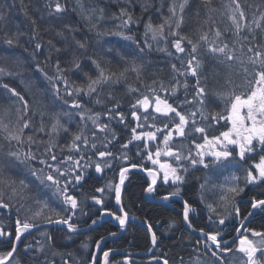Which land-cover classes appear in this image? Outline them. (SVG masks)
I'll return each mask as SVG.
<instances>
[{
  "label": "snow or ice",
  "instance_id": "snow-or-ice-1",
  "mask_svg": "<svg viewBox=\"0 0 264 264\" xmlns=\"http://www.w3.org/2000/svg\"><path fill=\"white\" fill-rule=\"evenodd\" d=\"M127 2L131 5V0H127ZM76 3L82 10L81 0H76ZM187 3L188 0H182L179 4V16L177 15V6L173 3L168 9L170 16L165 18L162 24L154 26L150 21L145 23L144 35L147 38L148 34L151 33V39L153 41L166 39L164 29L165 25H167L171 29L169 35L178 37L173 41L175 52L178 54L187 53L188 59L185 62L182 57L178 56L177 58L181 60V67L177 68L175 64L171 67L174 73L185 78L182 85L185 89L189 87L187 77L191 76L195 78V85L193 86L195 88V94L191 98H188L187 92H185V98L180 100L177 96V85L181 83L179 80H177L176 85L170 88H166L162 82L160 83L159 90L155 87H150L149 94H141L130 105V115L132 120L135 121V126L131 127L130 139L120 144L121 149H129V145L134 141H142L143 148L147 150V160L151 161L153 165H157V170L145 169L143 165L129 163L127 152L121 151L117 155L110 149L109 146L117 140V136L112 130L111 122L115 120L116 123L125 125L126 128L129 126L126 122V114L119 110V100L108 107L106 112L100 113L93 112L79 99L81 96L93 98V94H95V104L103 105L105 101L100 98L99 91L103 85L109 82L116 84L121 80L127 79V73L129 71L135 73L137 79H139L143 64L137 63L135 55H133L131 60H128L126 57H121L125 60L126 66L118 72L106 69L101 66L97 59L88 57L91 64L97 70L98 74L95 77L84 70L79 57L74 52L72 53L73 58L69 61V67H61V60L57 57L55 64L52 65L55 72L54 75H49L40 66V63H37L36 71L48 82L55 98L57 100H63V103L69 109H75L77 111L75 113L71 111L53 113L50 126H46L44 116L47 113L42 109H38L41 117L40 126L35 128L34 132L27 136H25V129H33L31 118L25 119V117H28L30 111L29 101L15 88L0 81V88L5 89L11 94V97H15L22 105V108L18 107L16 109L18 115L15 124L10 126L9 123H5L7 110H5L4 116H0V134H3V139L10 146L13 143L23 145L25 142L30 146L28 151H21L20 148L13 151L9 148L7 152H4L3 146L0 145V185L11 188L12 194L16 195L17 180L13 179L12 176L14 173L20 172V166H23L41 185L53 190V195L62 200L64 205L63 211L66 213V215H61L59 212H53L52 215L45 216V209L48 208L47 201L37 200L36 202L40 204V208L31 217L23 221L20 219L16 220L14 240L12 239L11 232L0 229V238H4L5 241L11 243V250L0 254V264H11L10 258L17 251V242L21 240L25 233L39 226L35 221H39L41 217H44L45 222L49 224L54 223L65 226L67 233L76 234L80 231L75 222H73L74 216L80 211L79 197L75 195V191L80 189L82 181L85 180L87 169L93 166L95 172L101 174L106 169L116 171L114 162L120 161L118 182L109 180L105 186L109 192H114L116 205H121L122 186L127 179L126 174L130 168L139 167L141 171H147V174L152 178L151 183L145 189L149 194L154 191L157 179L162 174V180L165 185H169V182H171V185L175 186L174 190L168 195L161 197L164 201H168L172 197L180 196L181 189L179 185L185 179L181 175V171H188L184 162L187 161L193 168L199 164L207 169L210 165L206 162L205 157L209 156L213 158L212 165L223 168L225 162L231 163L229 158L234 160L238 156L240 161H246L251 154L259 152V162H254L251 168L247 170L245 181L247 184H264V43H257L255 34L257 29L261 33H264V23H262L264 21V12H261L260 16L253 21L247 22L245 12L239 0H230V5L228 6L230 15L228 19L231 21L232 28H226L225 32L231 30L236 37L230 46L228 42L223 41L224 33L215 28L213 29L214 38L211 40H209L207 32L200 34L199 39L196 41L187 35H182L178 30L184 22L183 13ZM201 3L209 6L211 0H201ZM231 5H234V7H231ZM45 7L48 8V15L56 16L57 19L61 18L59 14L67 11L66 6L60 0H47ZM21 10L27 17V6L23 4V0H21ZM142 11H147V7L142 6ZM210 11H215V9H210ZM103 18L104 9L101 8L97 19ZM112 18L119 20L120 23L115 26L117 30L109 34L120 36L126 41H132L141 53H143L144 48H151V45L147 43V39H145L144 46L141 47L132 35L123 31V29L129 28L130 25L139 23V19L135 18L133 13L129 12L126 8H120L119 15L113 14ZM174 18L175 28L173 29L172 23ZM5 19L6 13L0 11V21H4ZM84 19L90 20L91 16L86 15ZM31 23L34 27L33 35L30 39L36 41L35 51L32 53V58L35 60L36 53L42 51L43 45L37 40L39 30L35 27L36 20L31 19ZM253 24L255 28H253ZM92 27L96 28V25H92ZM64 28L69 33L75 31L70 24H65ZM245 30L248 35H242ZM20 35H23V33H13L10 36L8 33H5L3 42L9 47L20 46ZM56 35L67 40L62 30H58ZM97 35H101V33L97 32ZM72 39L77 48L86 49V42L77 40L75 36ZM184 42L190 46V50L183 46ZM48 43L51 47L48 49L47 55L43 60L45 66L51 63L53 50L55 53L69 50L68 44H65L62 49L51 40ZM237 44L239 47H237ZM202 45L206 53L211 54L217 63L228 69L224 84L220 86V89L214 90L211 96L209 95L208 85L201 82L202 79H206L200 75V70L203 66V59L200 55ZM24 50L26 52L28 51L27 48ZM160 50L164 51L165 49ZM66 72L82 73L87 83L77 84L75 80L65 75ZM241 74L243 84H236L234 77H240ZM5 75L17 76L21 75V73L12 72L0 67V76ZM20 83L25 87L26 91H30L33 87H36L37 91L43 92V89L34 80L25 82L24 79H21ZM153 83L155 84L156 82L154 81ZM241 87L244 90L237 92L236 89ZM128 91L138 92V89L129 86ZM160 93H163V95ZM65 96L71 99H64ZM170 97H176V99L170 101ZM114 99L112 94L109 93L108 100ZM42 103L40 100L37 101L38 105H42ZM33 115H36V111H33ZM73 115L79 117L78 131L71 133L72 139L69 144L58 145L56 141L60 133L70 132L69 127L62 123L61 117L71 120ZM102 115L106 122H102ZM89 123L95 129V131L91 132L90 136L87 131ZM221 123H223V127L226 130L221 131L218 136L212 135L210 137L208 134L209 128L214 129L215 126L221 125ZM36 132L46 135L48 140H37L35 136ZM97 133L100 135H97ZM158 134L162 135V141L159 140ZM196 134H200V136L197 137ZM176 138H182V140L178 146L174 147L171 142ZM200 138L203 140L202 143L200 142ZM186 140H190L191 144L189 145L183 142ZM150 142L162 143L163 148L157 147L153 152L150 150ZM34 143L46 145L43 154L38 155L31 150V145ZM229 146L233 147L230 148ZM57 147H61V149L66 147L70 152L74 151L80 155L78 157L68 155L62 160H58L54 151ZM89 151H91L92 155H87ZM137 155L141 156V159L144 158L141 151H137ZM93 156L96 159H93ZM161 156L174 159L176 162L175 166L167 161L162 162L160 159ZM36 164L43 167L37 168L35 166ZM45 169L48 171L46 172ZM252 169H255V171ZM233 179H238V177H233ZM45 181L48 183H45ZM18 185L21 191L29 187V183L23 177L19 178ZM203 187L204 185H201V188ZM243 191V187H228L226 193L220 197V200L223 202L222 206L227 209L229 205L233 204L235 196H238ZM96 192L104 193L105 188H96ZM228 193L232 195L229 196ZM86 198L91 199L95 205L102 204L101 198L95 196ZM10 207L11 205L4 202L3 195L0 193V209H9ZM208 207L211 209L212 205H208ZM250 207L252 210L259 209L264 212V199L253 198ZM118 211L120 214H115L112 211L104 209L100 211V217L110 216L118 222L120 229L124 230L128 213L122 206ZM192 211L194 209L191 204L185 200L183 203V221L188 229L195 232L197 229L193 226L190 217ZM234 211L236 218L241 220V227L236 229L239 235L237 238L238 244H236L235 248L232 247L228 240L223 238L222 230L218 229L213 232L199 229L197 244L198 246L202 245L204 252L209 254V258L205 264H264V232L251 230L252 237L260 238L256 241L240 234L241 228H243L244 232L249 231L243 221L253 215V212H249L247 216L242 217L239 207H235ZM83 214L87 215V213ZM53 216L56 218L53 219ZM97 222V219H93L91 224L95 225ZM218 222L220 225H224L225 219L221 217ZM145 223H148V221H145ZM147 230L151 234V243L153 248H155L158 237L153 232L151 224L148 225ZM41 235L46 236L49 242L52 241V237L47 233H41ZM109 235L115 237L117 233L110 232ZM66 239L71 241L73 236H67ZM103 239L102 237L101 240ZM101 240L96 241V248L103 252L102 258L96 252L90 253L89 264H110V251L102 250ZM81 247L86 249L88 245L87 243H82ZM29 248H31V245H26L25 251H28ZM40 251H42V247L37 248V252ZM236 253L241 255L237 256L235 255ZM63 264H68V261L64 260ZM124 264H128L127 259L124 260ZM164 264H168V261L165 260ZM197 264H200L199 258H197Z\"/></svg>",
  "mask_w": 264,
  "mask_h": 264
},
{
  "label": "trees",
  "instance_id": "trees-1",
  "mask_svg": "<svg viewBox=\"0 0 264 264\" xmlns=\"http://www.w3.org/2000/svg\"><path fill=\"white\" fill-rule=\"evenodd\" d=\"M67 8L65 13L59 14L61 17L57 19L56 16L48 15V8L45 7L47 0H23V4L27 6L26 17L24 12L21 10V0H0V11L6 13V19L0 21V67L12 72H19L21 75L17 76H0V81L9 84V86L15 88L18 92L25 96V99L29 101L30 111L27 118H31L33 123V129H25V136L32 134L35 128L40 126V115L38 109L44 110L47 114L44 116V121L46 126H50L52 120L51 116L53 113L61 111H71L75 113L77 110L69 109L63 100H57L52 94V88L47 81L43 79L41 74L36 71V64L40 63V66L44 68L49 75H54V68L52 65L55 64L57 57L61 60V67H69V61L73 58L72 53L74 52L80 59L81 65L85 71L95 77L98 73L91 64L88 57H94L99 61L102 67L110 69L113 72H118L122 70L125 65V60L121 57H126L128 60L133 58L137 59V63L143 64V69L140 78L137 79L135 73L129 71L127 73V79L121 80L119 83L113 84L109 82L102 86L100 91V98L105 101L103 105H97L94 102L95 94L93 98L79 97L82 103L93 112L104 113L117 100L120 101V111L126 114V122L129 125L127 128L125 125L116 123L115 120L111 122L112 130L117 136V140L110 145V149L116 145H120L127 142L131 137V127L135 126V121L132 120L130 112V105L135 102L141 94H149V88L155 87L159 90L160 83L162 82L166 88H170L177 84V80L181 83L177 85L178 91L177 96L180 100L185 98V92H187L188 98H191L195 94V78L187 77L189 87L185 89L182 85L184 83V77L178 76L172 70V65L175 64L177 68L181 67V60L177 57H182L186 62L188 59L187 53L178 54L175 52L173 47V41L178 37H173L169 35L171 29L165 25L164 36L162 42H156L151 39V33L145 38V23L151 22L154 26L162 24L170 13L168 11L169 6L173 3L177 6V15H180L179 4L182 0H131V5L127 0H81V7L77 5L76 0H60ZM243 11L245 12L247 22H251L260 16L261 12H264V0H239ZM14 5V7H12ZM230 5V0H211L209 6H205L201 3V0H188L187 5L183 13L184 22L181 28L178 30L182 35H187L194 41L199 39V35L207 32L209 35V40L214 38L213 29H219L223 35V41L228 42L230 46L232 42L236 39L233 32L230 30L225 32V29H231V21L228 19L230 15L228 6ZM142 6L147 7V11H142ZM234 7V5H231ZM104 9V18L97 19L100 14V9ZM120 8H126L129 12L133 13L135 18L139 19L138 24H132L127 29H123L127 34L133 36V38L139 42L141 47L145 44V39L147 43L151 45V48H144L143 53L140 52L136 44L132 41H126L120 36L109 34L117 29L115 26L120 23L119 20L113 19V14L119 15ZM210 9H215V11H210ZM91 16L90 20L84 19V16ZM31 19L36 20L35 27L38 28L37 40L43 45L41 52L36 53L35 60L32 58V53L35 51V42L30 38L33 35V25ZM173 19L172 28H175ZM264 23V21H262ZM65 24H70L75 31L69 33L67 29L64 28ZM92 25H96L93 28ZM255 28V25H252ZM58 30H62L67 40L62 39L56 35ZM100 32L101 35H97ZM12 35L13 33H23L19 36L20 46L9 47L4 44V34ZM256 42L264 43V33H261L259 29L256 30ZM242 35H248L245 30ZM75 36L77 40L86 42V49H79L76 47L72 37ZM51 40L58 47L64 48L65 44L69 45L68 51H61L60 53L52 52L51 63L47 66L44 65L43 60L47 55L48 49L51 47L48 41ZM259 40V41H258ZM161 41V40H160ZM165 44L163 46L162 44ZM186 48L190 50V46L184 42ZM237 47L239 45L237 44ZM27 48L26 52L24 49ZM160 49H165L161 51ZM246 51V47H245ZM171 53V55H169ZM200 55L203 59V66L200 70V75L202 78V83L208 85L209 95L211 96L214 90L220 89V86L224 84L225 75L228 72L223 65L217 63L215 59L212 58L211 54L205 52L203 45L200 48ZM22 61V62H21ZM130 66V65H129ZM66 76L70 79L75 80L77 84H86L87 80L84 78L82 73H72L66 72ZM175 77V78H174ZM21 79L25 82L29 80H34L37 85L43 89V92L37 91L36 87H33L30 91H26L25 87L20 83ZM236 84H243L242 74L240 77H234ZM156 82L155 84L153 82ZM138 89V92H129L128 87ZM228 87V86H226ZM230 90V89H229ZM244 88H237L236 91H243ZM111 93L115 98L114 100H108V94ZM163 95V93H160ZM64 99L70 100L69 97H64ZM171 100H175L176 97H170ZM42 101V105H38L37 101ZM15 102V103H13ZM219 104V102L217 101ZM22 105L15 97H11L5 89L0 88V116H4L5 110H7V115L5 116V123H9L10 126L16 123L17 112L16 109ZM192 107V106H189ZM222 107V105H220ZM33 111H36V115H33ZM102 122H106L105 118L101 117ZM62 123L69 127L70 132H61L57 138L58 145H67L71 142V133L78 131L79 117L73 115L71 120L68 118L61 117ZM88 134L91 135L92 131L95 129L92 127L91 123L88 124ZM139 131V130H138ZM211 137L212 134L209 133ZM97 135H100L97 133ZM35 136L37 140L47 141L48 137L41 133L36 132ZM197 137L200 134L196 135ZM159 138H162L159 136ZM182 138H176L172 141V145L177 142V146L181 143ZM200 142L203 140L200 138ZM186 144H191L190 140L185 141ZM0 145L3 146V151L7 152L9 148L11 150H16L20 148L21 151H28L29 144L25 142L23 145H9L6 140L3 139V134H0ZM133 145V143H132ZM45 144L34 143L31 145V150L36 152L38 155L43 154L45 149ZM140 151L143 153V165L147 168L146 150L143 148V142L139 143ZM132 148L129 150L115 149L112 150L115 154H119L121 151H125L129 156V163H135L132 156ZM103 150V149H99ZM58 160H62L65 156L73 155L79 156V153L70 152L66 147L61 149L57 147L54 149ZM87 155H92L91 151L87 152ZM93 159H96L93 156ZM110 159V158H109ZM256 158H251L255 160ZM206 162H210L211 159L205 157ZM51 163V161H49ZM235 164V162H232ZM230 165V164H229ZM37 168L43 167L36 164ZM114 166L116 168V173L112 175L111 169H106L104 173L97 174L95 172L94 166L87 169L85 180L82 181L79 190L75 191V195L79 197L80 211L74 216L73 222L77 225L79 229L87 227L91 224L93 219H99L101 210H109L118 214L117 206L115 203L114 192H109L105 187L109 180L117 179V173L120 167V161H115ZM21 171L14 173L12 178L17 180V194L13 195L11 188L4 185H0V193L3 195V200L5 203L11 205L9 209H0V229H4L15 235L16 220L21 221L31 217L33 213L40 208V204L36 201L40 200V193H43L47 200L49 201L48 208L45 209V216L52 215L53 212H59L61 215H66L63 211L64 205L62 200L53 195V190L51 188H46L41 185L34 177H32L26 168L20 166ZM47 172L48 170L45 169ZM182 175V171H181ZM185 178V175H183ZM211 175L204 173L203 175H198L192 173L190 177L185 178L188 181L186 187L187 192L184 197L189 198L194 192L195 181L200 180L204 177L206 183L205 187L209 188L208 182L211 180ZM26 178L29 183V187L20 190L18 185L19 178ZM229 177V176H227ZM104 178L106 181L103 183ZM147 179L140 174L128 173L127 179L125 180L124 191L122 194V207L128 213V216L132 220L146 224L147 226L151 224L153 232L157 235V245L155 248V256L168 261V264H197V258H199L200 264H205L209 258V254L204 252L201 246H198L197 240L198 236L190 233L184 227L183 221V209L182 206L177 201L169 200L163 205H155L144 198L145 188L147 186ZM45 183H48L45 181ZM264 184H259L251 187L250 189V203L253 198L264 199ZM182 192V184L179 185ZM96 188H105L104 193L96 192ZM158 190L156 191V193ZM95 196L102 199L101 205H95L91 199L86 197ZM182 197V193L180 194ZM23 197V198H21ZM44 197V196H43ZM40 198V199H39ZM42 201V199L40 200ZM207 205L209 202H206ZM168 207V208H167ZM180 207V208H178ZM230 212V208H228ZM228 210L222 209L219 211V215H224L228 213ZM232 212L234 210L231 209ZM250 211V210H249ZM83 213H87L84 215ZM53 219L56 217L53 216ZM42 221L44 217H41ZM148 221V223H145ZM264 212L257 210V214L249 223V231L251 230L264 232ZM193 226L199 231V229H204L209 231L207 227L202 223ZM218 228L217 225H215ZM110 232H116L120 234L122 231L116 228L110 221H105L102 225L97 228L92 229L87 234L84 235H71L68 234L64 229L51 228L39 232L47 233L48 235H56L49 242L47 237L40 238L37 243L32 244L31 240L28 239L27 244L31 245L32 251H37V248L42 247V251L45 255L52 256L51 251H56L57 255H67L68 241L67 236H73L71 242V252L73 254V264H89L90 253L96 251V241L101 240V238H106L109 236ZM39 242V243H38ZM87 243L88 247L82 248L81 244ZM23 242L20 243L18 251L22 249ZM236 245L232 246L235 248ZM11 243H7L4 238H0V254L6 253L11 250ZM106 249L122 250L128 253L135 252H147L151 248V239L149 232L146 227L130 224L126 229L125 233L119 238H112L105 242ZM25 249V247L23 248ZM17 251V252H18ZM71 254V255H72ZM56 256V258H58ZM235 255L240 256L239 253ZM17 261L21 260L19 254L15 255ZM37 255H30V259H34ZM118 257L110 256V264H117ZM124 264V263H122Z\"/></svg>",
  "mask_w": 264,
  "mask_h": 264
},
{
  "label": "flooded vegetation",
  "instance_id": "flooded-vegetation-1",
  "mask_svg": "<svg viewBox=\"0 0 264 264\" xmlns=\"http://www.w3.org/2000/svg\"><path fill=\"white\" fill-rule=\"evenodd\" d=\"M161 119H163V118H161ZM221 127H222L221 129L225 130L223 126H221ZM219 134H220V132H218L216 134V136H218ZM162 139L163 138H159L160 141H162ZM139 143H140V141H134L133 142L132 156L134 158L135 163L138 165H141L143 163V161L141 159V156L137 155V151H140ZM150 144H151L150 150L153 152L156 150L157 147L163 148L162 143L150 142ZM175 146H177V142L174 144V147ZM229 147L231 148L233 146H229ZM146 153H147V150H146ZM257 154H260V153L259 152L253 153V154H251V156L257 155ZM251 156L246 161H240V160L237 161V163H239L241 166L244 167L243 173H242L243 174L242 186H241L240 174L234 173V170L229 169V167L233 165L232 161H234V160L232 158H229L231 161L230 165H228L229 162H225V166L223 168H220L219 170H216V172H213V174L210 176L211 180L208 182L209 188L205 187V185H204V183H206V181L204 180V177L198 181H195L196 182V184H194L195 190H194V192H192L190 199L184 197L186 192H187L186 185H187V183H189L188 181L186 182V180L184 179V182L182 183V192H181L182 197L179 196L182 199V202L180 200H174V201H177L180 204V206H182V209H183V203L185 200H187L191 204L192 208L194 209V211H192L190 213L191 222H193L195 225H197L198 223H202V224H204L205 227H207V229L209 231L214 232L218 229L222 230L223 238L226 240H230L234 237V235L236 233V229L241 225V220L236 218L235 211L232 212L231 209L234 210L235 207H239L241 209V214L243 217V216L248 215L249 210L251 208L250 207V205H251L250 200L251 199H250V194H249L251 187H250V184H247L245 181L246 172H247V170L250 169V158H251ZM235 158L239 159L238 156ZM160 159L162 162L167 161L169 163H172L173 166H175L176 162L174 161V159H172L170 157L161 156ZM146 162H147V168H145V169H153V170L158 169V166L153 165L151 163V161L146 159ZM208 163L210 166L212 165L211 162H208ZM184 164L188 168L187 172L182 171V175H185V178L190 177V175L192 173H196L198 175H203V172H204V173L208 174L207 170L204 171V169H206V168H204L203 166H201L199 164H197V166L195 168H193L187 161H185ZM209 168L213 169L214 166H211ZM136 174H138V173H136ZM140 175H143V174H140ZM143 176L147 179V181H148L147 186H148L151 183L152 178L149 175H143ZM227 176H229V177H227ZM233 177H238V179H233ZM105 181H106V178H104L103 183ZM201 185H204V187L201 188ZM147 186H146V188H147ZM230 186L243 187L244 191L241 192L238 196H235L233 204L229 205L226 209L224 206H222L223 202L220 200V197H221V195H224L226 193L227 188ZM174 187L175 186L171 185V182H169V185H165L163 183L162 174H161V177L158 178L157 184L154 187V191L151 194H148V196L151 200L161 199L162 196L168 195L171 191H173ZM157 190H158V192L156 193ZM144 194H145V192H144ZM228 195L231 196L232 194L228 193ZM166 202L167 201L161 200L159 203H157V204L153 203V204L166 206L165 205ZM206 202H209L208 205H212L211 209L208 207ZM178 208H180V207H178ZM228 208H230V212H229ZM222 209L228 210V213H226L224 215L217 216L219 214V211H221ZM221 217H223L225 219L224 225H220L218 222ZM99 219H100V217H99ZM215 225H217L218 228H216ZM247 228L249 229V226ZM249 232L250 231H248V232L243 231L242 235L251 236V234L249 235ZM49 236H51L52 238L56 237V235H53V234L49 235ZM119 237H120L119 235H116L114 238H119ZM40 238H44V236L36 235V234H29V235L25 236L18 244V247H19L20 243L23 242L22 249L19 251L17 250L18 252L16 251V253H14L13 258L10 260L11 264H17V262H19V264H63L64 260H67L68 264H73V254L71 252L72 251L71 250V244H73V243L71 241H68V249H67V255L66 256H63V255L58 256L56 251H51L50 253L52 254V256L47 257V255H45V252H43V251H40V252L32 251L31 248H29L28 251H25V249H23L24 247H26V245H28L27 244L28 239L31 240L32 244H35V243H37V240H39ZM12 239L14 240L13 236H12ZM7 243H9V242H7ZM18 247H17V249H18ZM112 250H115V249H106L105 245H104L103 251H112ZM69 253H71L72 255H69ZM143 253H145V252H141V253L135 252V253H131V254L133 255V254H143ZM16 254L20 255V257H21L20 261H17L15 259ZM30 255H37V257H35L34 259H30ZM53 255L54 256L57 255L58 258L54 257ZM102 255H103V252L99 256L102 258ZM112 255H110V256H112ZM113 256H116V255H113ZM117 257H118L117 261H119V262H117V264L124 263L125 259L128 260V264H145V262L160 259L156 256H153L151 258H143L140 256H137V257H120V256H117ZM160 260H162L163 262H158L155 264H164L165 260L164 259H160Z\"/></svg>",
  "mask_w": 264,
  "mask_h": 264
},
{
  "label": "water",
  "instance_id": "water-1",
  "mask_svg": "<svg viewBox=\"0 0 264 264\" xmlns=\"http://www.w3.org/2000/svg\"><path fill=\"white\" fill-rule=\"evenodd\" d=\"M131 171H133V172H138V173H142V174L147 173L146 171H141V170L138 169V168H130L129 172H131ZM118 180H119V176H118ZM123 191H124V185L122 186V194H123ZM144 197H145V199L148 200L149 202H151V203H155V204H157V203H159L161 200H163V199L150 200V199L148 198V192H146V191H145ZM121 206H122V204H121V205H118V208H120ZM118 210H119V209H118ZM118 212H119V211H118ZM250 212H253V215L249 216L247 220H244V221H243V223H244L245 225H247L248 222H249L251 219H253V217H254V210H251ZM119 214H120V213H119ZM105 217H109L111 223H112L115 227L120 228L118 222H116L115 220H113L110 216H103V217H100V220L97 222V224H95V225H89V226L85 227L84 229H81V230H80L78 233H76V234H71V233H68V234H71V235H83V234H87L91 229H93V228H97V227H99L100 225H102V224L104 223ZM131 223H134V224H137V225H140V226L147 227V225L144 224V223H141V222H135V221H132V220H130V219L128 218L127 221H126L125 228L127 227L128 224H131ZM50 226H59V227H61L62 229H64V230L67 232L66 227L63 226V225H56V224H54V223H53V224L45 223V224H40L38 227L31 229V231L28 232V233H25V234L22 236V238L25 237L26 235L32 233V232H35V231H38V230H41V229H44V228H47V227H50ZM90 226H91V227H90ZM184 227H185V229L188 230L190 233L199 236V231H195V232H193L191 229H188V228H187V226L185 225V223H184ZM240 227H241V226H240ZM240 227H239V228H240ZM242 231H243V228H241V232H240V234L242 233ZM238 235H239V234L236 232L235 237L232 238L231 240H229V242H230L231 244L235 243V241H236ZM22 238H21V239H22ZM107 238H108V237L104 238L103 241H102V244H101V248H102V250H104V242L107 240ZM17 244H18V242H17ZM153 250H154V248H152V250H151L150 253H148L147 255L141 256V257L147 258V257L151 256L152 253H153ZM101 253H102V251H99L97 255L99 256ZM111 253H112V254L122 255V256H128V257H136V256H138V255H131V254H128V253L120 252V251H117V250L110 251V254H111ZM10 259H11V258H10Z\"/></svg>",
  "mask_w": 264,
  "mask_h": 264
},
{
  "label": "rangeland",
  "instance_id": "rangeland-1",
  "mask_svg": "<svg viewBox=\"0 0 264 264\" xmlns=\"http://www.w3.org/2000/svg\"><path fill=\"white\" fill-rule=\"evenodd\" d=\"M156 42H162V40L161 41L160 40H156ZM213 131H214L213 128H209V130H208L209 133H212ZM252 170L255 171V169H252ZM40 194H42V195H40V198L42 199V201H47V204H49V201L47 200V197L43 193H40Z\"/></svg>",
  "mask_w": 264,
  "mask_h": 264
},
{
  "label": "bare ground",
  "instance_id": "bare-ground-1",
  "mask_svg": "<svg viewBox=\"0 0 264 264\" xmlns=\"http://www.w3.org/2000/svg\"><path fill=\"white\" fill-rule=\"evenodd\" d=\"M258 41H259V40H258ZM162 45L165 46L164 43H163ZM39 197H40V196H39ZM39 199H40V198H39ZM40 200H41V199H40ZM40 200H39V201H40ZM250 211H251V208H250ZM250 211H249V212H250ZM254 217H255V215H254ZM254 217H253V218H254ZM251 220H252V219H251ZM251 220L248 222L247 227L249 226V223L251 222Z\"/></svg>",
  "mask_w": 264,
  "mask_h": 264
}]
</instances>
